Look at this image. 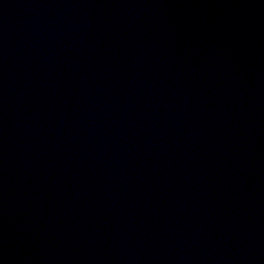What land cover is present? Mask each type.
<instances>
[{"label":"water","instance_id":"obj_1","mask_svg":"<svg viewBox=\"0 0 264 264\" xmlns=\"http://www.w3.org/2000/svg\"><path fill=\"white\" fill-rule=\"evenodd\" d=\"M0 264H264V0H0Z\"/></svg>","mask_w":264,"mask_h":264}]
</instances>
